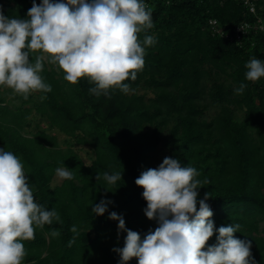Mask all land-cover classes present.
<instances>
[{"label": "trees", "instance_id": "trees-1", "mask_svg": "<svg viewBox=\"0 0 264 264\" xmlns=\"http://www.w3.org/2000/svg\"><path fill=\"white\" fill-rule=\"evenodd\" d=\"M144 2L154 27L139 37L153 35L157 43L146 48L137 79L125 81L128 94L111 89L92 95L94 84L81 79L72 85L48 63L40 75L51 92H35L27 100L17 94L19 101H12L0 91V148L21 158L36 202L54 208L62 221L37 228L35 239L23 242V264H120L113 249L123 247L126 232L118 236V222L109 214L123 216L126 228L142 239L155 230L135 180L165 157L197 169V178L207 181L198 199L209 193L215 227L239 224L235 237L250 241L255 264H264V77H245L250 58L264 62V33L251 29L237 41L214 33L210 24L216 19L232 32L244 21L253 23L264 18V0H256V14L242 0ZM32 5L33 0H0L8 18L27 19ZM241 83L247 87L237 95ZM35 119L49 127L31 130ZM83 146L90 148V162L79 152ZM62 166L74 179L53 185L55 169ZM116 171H123L122 181L109 186L102 174ZM101 200L112 203L96 216L92 206ZM52 229L60 236L53 238ZM217 235L207 246L216 244Z\"/></svg>", "mask_w": 264, "mask_h": 264}, {"label": "clouds", "instance_id": "clouds-1", "mask_svg": "<svg viewBox=\"0 0 264 264\" xmlns=\"http://www.w3.org/2000/svg\"><path fill=\"white\" fill-rule=\"evenodd\" d=\"M153 27L152 10L144 0H42L39 5L33 0L27 19L8 18L0 8V86L25 100L35 92H51L40 75L48 63L57 65L72 85L81 79L94 84L89 89L92 95H108L111 89L128 94L132 89L125 81L137 79L146 48L157 43L155 36L141 40L139 34ZM245 67L247 81L264 77L260 59L250 58ZM246 87L241 83L235 94H243ZM122 172H105L103 180L115 186L122 181ZM55 176L61 181L74 179L65 166L57 167ZM198 176L195 167L182 166L171 157L139 175L135 184L143 188L144 214L158 226L142 239L126 228L123 216L111 212L108 218L118 222V236L126 232L123 247L113 249L120 264L133 258L138 264H255L251 242L235 237L239 224L215 227L209 193L198 199V189L207 183ZM100 179L97 173L96 180ZM110 203L91 205L92 213L103 216ZM54 221L62 223L54 208L36 202L21 158L0 148V264H23L27 255L23 242L35 239L37 228ZM71 231L78 235L76 226ZM216 233V244L207 246ZM50 235L57 238L60 232L52 229Z\"/></svg>", "mask_w": 264, "mask_h": 264}, {"label": "built area", "instance_id": "built-area-1", "mask_svg": "<svg viewBox=\"0 0 264 264\" xmlns=\"http://www.w3.org/2000/svg\"><path fill=\"white\" fill-rule=\"evenodd\" d=\"M242 1L244 2V4H246L249 7V10L252 13L254 14L257 13L256 0H242ZM210 24L214 29V33L220 34L225 38L231 40H237V41L241 40L243 35L248 34L251 29H256L264 33V18L260 16H258L253 23L249 21L242 22L232 32L225 31V29L221 28L218 25V21L216 19L210 20Z\"/></svg>", "mask_w": 264, "mask_h": 264}, {"label": "rangeland", "instance_id": "rangeland-1", "mask_svg": "<svg viewBox=\"0 0 264 264\" xmlns=\"http://www.w3.org/2000/svg\"><path fill=\"white\" fill-rule=\"evenodd\" d=\"M0 91L3 93V94H6L7 96V99L9 100H12V101H19V98L17 96V94H15L13 92L12 89L6 87V86H0ZM213 113V110H210L209 111V114L211 115ZM36 121H33L32 123V127H31V130H34L36 129L38 126L37 124H39L40 127L44 128H48L49 127V123L46 121V120H42V119H35ZM39 122V123H38ZM30 129V128H29ZM65 139V135L64 134H60V142L63 144V140ZM79 152L80 154H82V156L88 161L90 162V155H91V151H90V148L88 146H83V147H80L79 148ZM62 181L59 180L58 178H56V176L54 177L53 179V182L52 184L55 185V184H60Z\"/></svg>", "mask_w": 264, "mask_h": 264}]
</instances>
